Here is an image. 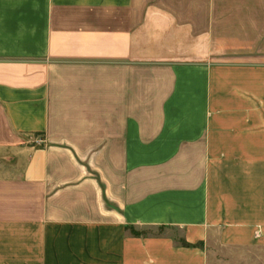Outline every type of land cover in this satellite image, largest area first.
Masks as SVG:
<instances>
[{
	"label": "crops",
	"instance_id": "0c3cea01",
	"mask_svg": "<svg viewBox=\"0 0 264 264\" xmlns=\"http://www.w3.org/2000/svg\"><path fill=\"white\" fill-rule=\"evenodd\" d=\"M219 248L264 264V0H0V264Z\"/></svg>",
	"mask_w": 264,
	"mask_h": 264
},
{
	"label": "rangeland",
	"instance_id": "374dc122",
	"mask_svg": "<svg viewBox=\"0 0 264 264\" xmlns=\"http://www.w3.org/2000/svg\"><path fill=\"white\" fill-rule=\"evenodd\" d=\"M144 231L146 233H151V234L157 233L156 230H151V229H147ZM169 233L176 239V241L182 240V235H181V232L179 230L173 229V230L169 231ZM237 253L238 252H234V251L223 249V248H219V249L214 250L212 252L214 258L219 262L224 261L226 263H230L233 261V264H262L261 262L257 263L256 261L253 263L249 262V260L247 259L248 256L246 254H242V252H239V254H237ZM231 256H236V257L234 259H232Z\"/></svg>",
	"mask_w": 264,
	"mask_h": 264
},
{
	"label": "trees",
	"instance_id": "16d2710c",
	"mask_svg": "<svg viewBox=\"0 0 264 264\" xmlns=\"http://www.w3.org/2000/svg\"><path fill=\"white\" fill-rule=\"evenodd\" d=\"M130 229H131V231H132V233H133L134 235L147 234L145 231L135 230L133 227H130ZM161 229H162V228H159V231H161ZM180 243H181L182 245H188V244L184 241V239L180 240Z\"/></svg>",
	"mask_w": 264,
	"mask_h": 264
}]
</instances>
